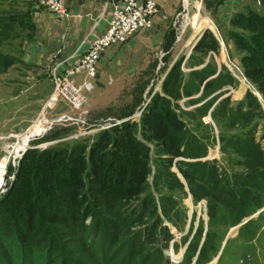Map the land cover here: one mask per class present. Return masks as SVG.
I'll use <instances>...</instances> for the list:
<instances>
[{
  "label": "rangeland",
  "instance_id": "obj_1",
  "mask_svg": "<svg viewBox=\"0 0 264 264\" xmlns=\"http://www.w3.org/2000/svg\"><path fill=\"white\" fill-rule=\"evenodd\" d=\"M248 1L260 9L258 0ZM35 4L40 8L37 0ZM31 13L20 0H0V264H264V90H257L256 76H249L262 67L246 62L251 54L245 42L217 37L218 54L194 52L201 30L213 27L201 10L196 20L189 16L175 23L185 32L159 72L158 37L147 44H128L129 39L113 61L99 62L82 88V105L75 109L63 97L49 103L61 50L44 64L32 62L28 51L35 47L44 54L45 45L29 37ZM167 39L164 47L172 38ZM250 41L264 55V48ZM190 51L184 65L189 72L180 67L178 87L179 96L189 94L190 102L170 101L195 138L186 139L194 146L186 155H205L198 160L173 157L181 146L176 137L184 134L180 125L172 124V141L167 130L153 131L144 119L151 99L162 93L169 62ZM204 60L218 74L222 70V78L203 92L205 83L191 73ZM209 71L213 69L205 73ZM72 81L82 86L84 76ZM239 102L242 110L232 113ZM246 110L257 114L247 117ZM127 122L134 123L133 130H115ZM252 124L251 135L235 126ZM151 135L156 137L151 140ZM20 140L27 149L17 154ZM253 146L258 147V162L252 160ZM193 161L205 164L179 163ZM208 173L217 176V186H205L203 198H198L192 188L201 187L199 178ZM128 177L139 186L126 193L121 183ZM64 189L70 190L67 195ZM245 201L258 210L251 213ZM237 214L248 218L235 225Z\"/></svg>",
  "mask_w": 264,
  "mask_h": 264
},
{
  "label": "crops",
  "instance_id": "obj_2",
  "mask_svg": "<svg viewBox=\"0 0 264 264\" xmlns=\"http://www.w3.org/2000/svg\"><path fill=\"white\" fill-rule=\"evenodd\" d=\"M20 1L26 3V5L29 6L32 12L31 18L29 17L30 20H32V23H29V29L31 31L29 33V37H32V39L36 37L40 38V40L42 41L41 45L43 44V46H46V48L45 46L43 47L45 50L44 54H38L40 52L39 49L37 50L34 46H32L34 48H31L28 52L29 54L33 55V61L30 59V56H28V61L36 63L37 66L44 64L45 60L48 59L51 53L55 55L57 53L56 51H58V49L60 48V55H56V57L58 58L59 63H62V65L60 66V70L62 72L65 69L70 68L72 64H74V59H68L78 49V47L87 36L89 30L93 26V20L100 15L103 4L105 2V0H65V5L71 13V18L67 22H62L59 21L49 11L37 8L35 0ZM155 2L158 6V13L155 18V24L150 33L137 34L127 43L147 44L149 38H155V36H157L159 40L156 39L155 42H162L160 47L161 53L157 57L158 64L156 68L158 72L167 65V63L164 62L165 57L168 55H172L173 51H175L176 42L177 40H179L178 37H180V35L185 32L184 29L179 31L180 29L174 27L175 23L181 18H183V20L185 18L187 20L193 18L196 20V18L201 15V10H203L205 12L204 15L208 17L213 27L203 28L198 36H202L204 32L208 31L214 38H216V41H219L217 40V37L225 38L233 29L230 25V20L233 16H235L237 13L246 12L248 9H256V7L252 5V2L249 3L248 0H200V2L192 0H155ZM191 12L192 14L190 15ZM189 16H191V18ZM35 21L39 22L36 23ZM104 28L105 25L101 23L97 28V35L100 34L104 30ZM198 28L199 23L196 21L194 22V31L197 32ZM42 33L43 35H41ZM63 38L65 40L64 43ZM165 38H172L168 42L170 43L168 47L163 46L164 43H167V41L165 42ZM56 42L62 44H58V46ZM150 43H152L151 40ZM123 47L125 46L122 45L121 47H119V50L116 47L109 49L102 56L100 62L113 61L120 55ZM87 48L88 43L82 45L80 47L79 53H85ZM189 54H191V51L185 56L184 59L182 58L181 68L183 67V72H189V69H184V65L186 63L185 60L188 58ZM180 56L182 57L183 54H181ZM208 61H210V59ZM207 62L206 60H204L200 66L197 65L192 70L199 71L203 69L206 66ZM169 63L170 64L168 68L172 66L174 61H171ZM208 68L213 69V75H207L206 80L203 82V84L206 81L215 79L218 75V69L214 68L212 64H210ZM39 77L41 78V81L45 80L42 74L39 75ZM189 100L190 97L185 98L184 96H182L181 98L182 102L188 101L189 103Z\"/></svg>",
  "mask_w": 264,
  "mask_h": 264
},
{
  "label": "trees",
  "instance_id": "obj_3",
  "mask_svg": "<svg viewBox=\"0 0 264 264\" xmlns=\"http://www.w3.org/2000/svg\"><path fill=\"white\" fill-rule=\"evenodd\" d=\"M259 1V10L257 9H248L246 12H241V13H237L235 16H233L230 20V25L233 28L228 36L229 38H233L234 42L236 44L238 43H244L246 44L249 49V52L251 54L250 56V60L251 61H246L249 62L251 65H254L257 62V64H260L262 69L264 68V55L261 53L260 49L253 45L251 43L250 40L255 41L256 44H258L259 46H261L262 48H264V0H258ZM239 28L244 29L246 32L250 33V38H245L247 36L243 35L242 32H239ZM209 38V40H208ZM218 48H219V44L216 41V39L212 36V34L208 31L204 32V34L201 36V38L199 39V42L196 44V46L194 47L193 51L194 52H200L201 54H203L204 56H207L206 54H208L209 51L218 54ZM181 62H182V58L179 59L178 61H176L172 67L169 69L168 73L166 74V77L163 80L162 83V95L159 93H156V95H154V97L151 99L150 103L147 106L146 111L144 112V119H148L149 123L151 125H149L148 127H151L154 130H158V129H163L167 130L170 134V136H168V138H170L172 141L173 139H175L174 136V129L171 127L172 124L177 123L178 125L181 126V130L183 131V136L181 138L176 137L177 142L181 145V146H177L176 147V155H173V157H183V158H187L189 160H198L202 157H204L205 155H198V154H194V155H186V152H190L191 149H194V146L192 147L191 145H188V140H186L187 138L190 137L191 140H195V138L193 136H191V133L188 130V127L186 125H184L185 123L180 120L179 114L177 113V111L175 110V105H171V101L170 99L174 98V100H178V98H182V95L179 96L180 92H178V87L181 85L179 82L182 78V72L180 70L181 67ZM203 62V61H202ZM210 66L209 63L206 64V66L199 70V71H193L191 74H193L195 76V78L199 79V83L203 84V82L206 80L207 75H213V71H209V73H205L206 70H209L210 68H208ZM260 67V68H261ZM254 68V67H253ZM223 69V66H222ZM255 71L252 69L251 73H250V77L251 78H255L254 76L257 77V81L255 82V84H257L256 88L257 90H259L260 92L263 93L262 90H264V69H260L262 70V72L260 70H256L259 68H254ZM205 73V74H203ZM222 70L221 72L217 75V77L215 79L209 80L205 82L204 85V90L203 92L206 90L207 87H211L214 86V84H220V82L217 81V79H221L222 78ZM262 80V82L259 84V80ZM227 80V79H226ZM229 80V78H228ZM232 79L230 77V81L231 82ZM261 85V86H260ZM183 86V85H182ZM181 86V87H182ZM222 86V85H220ZM174 87V88H171ZM220 88V87H219ZM173 89H175L173 91ZM183 90V87L181 88ZM216 90V89H214ZM251 95V94H250ZM186 97H189L190 95L187 94L185 95ZM248 98V94L246 95ZM264 97V95L262 96ZM221 103V102H220ZM219 103V105H220ZM165 105V106H163ZM243 102H239L231 111L232 113H236V112H240L242 110V106H243ZM258 106H256L257 108ZM258 111L260 112V114H263V112H261V110H259V108H257ZM249 112L246 113H250V110H248ZM252 113V114H251ZM250 115L246 114L247 117H255L257 112L256 111H251ZM175 121V122H174ZM252 123V122H251ZM249 123V124H251ZM237 127V129L243 134V135H251L253 133L254 130V124H252V126H250V128H247L245 126V128L243 127H238V125H235ZM134 127V123L132 122H127V123H123L122 126L120 128H115L116 131H119L120 129L122 130H133ZM145 127V126H144ZM147 127V126H146ZM246 129V131H244ZM248 129V130H247ZM179 131V130H178ZM180 134V133H179ZM154 137H156L155 135H151V140L154 139ZM220 142L222 144V142H224V138L221 137ZM166 141H164L162 144H158L159 147H162V145H165ZM201 145H203V143H198V147H200ZM236 145V144H235ZM140 147V145H137ZM179 147V148H178ZM196 147V146H195ZM252 148H256L257 150L253 149V156H252V160L258 162L259 161V152H258V147L257 146H253ZM180 151V153H178V151ZM173 152L171 151L169 154H172ZM181 163L183 166H187V167H193L195 165H201L203 162L200 161H193V162H179ZM205 162L202 164L204 165ZM258 167H260V165H255ZM185 173V172H184ZM135 176V175H134ZM137 176V175H136ZM109 177V176H108ZM215 178L212 177L211 174H206V178L202 177L199 178V181H201L203 183V185L196 189L192 188V192L193 194L198 197V198H203V194L205 193V186L208 187L210 186V188L215 189L216 182L217 181V176H214ZM204 178V179H203ZM133 179V180H132ZM129 179L128 177V182L129 184L125 183L122 184L123 189L126 191V193H129L130 191H134V189L136 190L139 186L138 182L136 179L132 178ZM241 183H243V185H249L247 180L242 179ZM227 190L226 192L230 191L229 187V183L227 182V185H225ZM70 190L68 189H64L62 194L69 192ZM66 195L62 196L65 200H67V198L65 197ZM202 195V196H201ZM229 199H232V196L230 195L228 197ZM107 202V201H106ZM76 203L78 204L79 201ZM229 203V200L228 202ZM231 203V201H230ZM230 203L228 205H230ZM246 205L250 206V210L251 213H255L256 210H258V206L254 207L253 202L250 201H245ZM107 204V203H106ZM233 205V202L231 203ZM231 207V206H230ZM239 213H242V208L241 206L239 207ZM249 208V207H248ZM230 211V208L227 210V212ZM238 213V214H239ZM236 216V223L235 225H237L238 223H240L243 219L248 218L245 215L241 216L239 215ZM249 221H247L244 225L248 224ZM73 230V228H71ZM96 231V230H95ZM97 233V232H96Z\"/></svg>",
  "mask_w": 264,
  "mask_h": 264
},
{
  "label": "built area",
  "instance_id": "obj_4",
  "mask_svg": "<svg viewBox=\"0 0 264 264\" xmlns=\"http://www.w3.org/2000/svg\"><path fill=\"white\" fill-rule=\"evenodd\" d=\"M37 5L49 11L59 21L67 22L71 18L65 0H37ZM157 13L158 6L155 0H106L100 15L93 20V26L87 36L69 57L68 60L74 59V64L65 69L60 76H57L56 72L62 63L55 65L52 72V80L55 84L52 94L56 97L52 103L63 97L73 108L78 109L84 101L82 88H86L87 80L95 76L105 52L109 48L126 43L140 32L151 30ZM101 23L105 28L97 35V28ZM86 43H88L86 52L79 53L80 47ZM77 75L84 76L82 86H76L72 81Z\"/></svg>",
  "mask_w": 264,
  "mask_h": 264
},
{
  "label": "bare ground",
  "instance_id": "obj_5",
  "mask_svg": "<svg viewBox=\"0 0 264 264\" xmlns=\"http://www.w3.org/2000/svg\"><path fill=\"white\" fill-rule=\"evenodd\" d=\"M56 95L54 94L53 96H51V100H49V103L52 104V101L55 100ZM27 144L24 143V140H20L19 144H18V148H17V154H20V152H24L27 149ZM16 153V152H15Z\"/></svg>",
  "mask_w": 264,
  "mask_h": 264
},
{
  "label": "water",
  "instance_id": "obj_6",
  "mask_svg": "<svg viewBox=\"0 0 264 264\" xmlns=\"http://www.w3.org/2000/svg\"><path fill=\"white\" fill-rule=\"evenodd\" d=\"M243 223H245V221H244V222H242V224H243Z\"/></svg>",
  "mask_w": 264,
  "mask_h": 264
}]
</instances>
